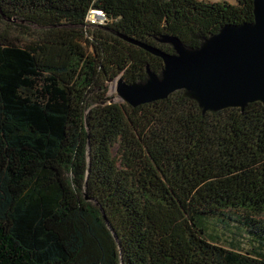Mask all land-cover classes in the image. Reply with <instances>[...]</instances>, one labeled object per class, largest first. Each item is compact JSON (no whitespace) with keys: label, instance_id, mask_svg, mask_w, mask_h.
<instances>
[{"label":"trees","instance_id":"trees-1","mask_svg":"<svg viewBox=\"0 0 264 264\" xmlns=\"http://www.w3.org/2000/svg\"><path fill=\"white\" fill-rule=\"evenodd\" d=\"M234 1L0 0V264H264V104L107 95L163 68L126 39L198 48L253 21ZM212 221L257 246L224 247Z\"/></svg>","mask_w":264,"mask_h":264},{"label":"water","instance_id":"water-1","mask_svg":"<svg viewBox=\"0 0 264 264\" xmlns=\"http://www.w3.org/2000/svg\"><path fill=\"white\" fill-rule=\"evenodd\" d=\"M252 2V22L226 24L195 49L171 35L159 41L170 44L172 54L125 38L160 57L163 68L157 75L146 67L144 82L113 79L120 101L137 106L183 89L202 112L229 107L243 110L256 101L264 104V0Z\"/></svg>","mask_w":264,"mask_h":264},{"label":"rangeland","instance_id":"rangeland-1","mask_svg":"<svg viewBox=\"0 0 264 264\" xmlns=\"http://www.w3.org/2000/svg\"><path fill=\"white\" fill-rule=\"evenodd\" d=\"M211 2L227 1L234 3V0H208ZM116 80L107 82V95L111 101L122 102L116 93ZM227 226L220 222L212 221L208 226V235L212 236L219 244L226 248L231 247L232 244L240 247L242 251L252 250L257 244L249 240L250 236L243 230L237 222L227 221ZM254 245V246H253Z\"/></svg>","mask_w":264,"mask_h":264},{"label":"built area","instance_id":"built-area-1","mask_svg":"<svg viewBox=\"0 0 264 264\" xmlns=\"http://www.w3.org/2000/svg\"><path fill=\"white\" fill-rule=\"evenodd\" d=\"M88 20L92 24H103L105 22V17L100 10H91L88 15Z\"/></svg>","mask_w":264,"mask_h":264}]
</instances>
